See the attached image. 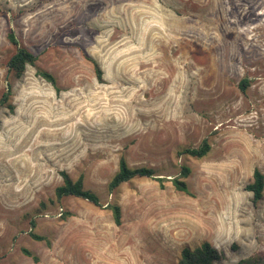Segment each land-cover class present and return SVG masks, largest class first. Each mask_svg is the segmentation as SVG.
<instances>
[{
	"label": "rangeland",
	"instance_id": "374dc122",
	"mask_svg": "<svg viewBox=\"0 0 264 264\" xmlns=\"http://www.w3.org/2000/svg\"><path fill=\"white\" fill-rule=\"evenodd\" d=\"M11 30L38 61L0 107V264H178L205 241L215 264L264 251V197L245 188L264 172V0H0V96ZM206 137L205 157L179 153ZM122 155L168 180L110 190ZM183 166L191 194L171 181ZM63 170L102 205L58 199Z\"/></svg>",
	"mask_w": 264,
	"mask_h": 264
},
{
	"label": "trees",
	"instance_id": "16d2710c",
	"mask_svg": "<svg viewBox=\"0 0 264 264\" xmlns=\"http://www.w3.org/2000/svg\"><path fill=\"white\" fill-rule=\"evenodd\" d=\"M9 41L14 45L15 52L8 60V82L5 91L0 96V107H8L12 111L14 110V105L11 103V97L13 94V83L11 79H18L23 76L28 65L37 66L38 55L32 52L28 47L23 45L18 38L17 34L11 30L8 33ZM94 65V70L99 81L103 80V69L99 62L93 57H88ZM37 74L44 78L46 81L51 83L53 87L59 92L60 86L56 76L44 69L37 68ZM240 86L243 90H246L249 86V80L247 78L242 79ZM211 150V142L208 137L204 138L201 144L197 147H185L180 154H188L196 158L205 157ZM190 168L183 166L180 176H176L171 179L175 188L179 191L191 194L189 185L185 178L189 175ZM155 169L151 167L141 166V167H130L127 159L124 155L120 157L118 171L114 174L109 182V189L115 190L122 183L130 181L138 177H149L160 182L161 186H164V182L168 180L165 177H158L155 175ZM63 177V184L56 188V195L58 199H62L65 196H78L88 199L93 204L101 206V201L98 194L90 189H86L84 186V175H80L78 179L74 180L70 174L63 170L61 171ZM248 191L253 194L252 202L254 205L258 203L264 197V172L256 167L253 172L252 180L245 187ZM107 208L111 209L114 217V221L117 225L122 223V210L121 206L118 204H108ZM33 238L37 240L46 239L42 235L31 232ZM26 254L32 256L29 250H25ZM222 257L219 250L210 242L205 241L202 244L192 247L186 245L181 251V256L179 258L178 264H215L216 261L220 260ZM37 259V257H34ZM230 264H264V251L259 250L252 253L249 256L241 258L237 262Z\"/></svg>",
	"mask_w": 264,
	"mask_h": 264
}]
</instances>
